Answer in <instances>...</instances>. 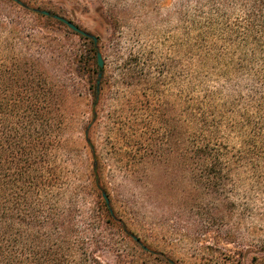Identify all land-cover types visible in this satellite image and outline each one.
I'll use <instances>...</instances> for the list:
<instances>
[{
    "label": "trees",
    "instance_id": "trees-1",
    "mask_svg": "<svg viewBox=\"0 0 264 264\" xmlns=\"http://www.w3.org/2000/svg\"><path fill=\"white\" fill-rule=\"evenodd\" d=\"M97 1L96 13L122 33L121 10L131 0ZM160 1L140 0L137 7ZM166 1L177 10L182 37L178 101L167 110L171 136L175 123L179 126L182 161L199 172L194 177L209 191L233 199L259 194L264 184V0ZM54 6V0H0V264H107L100 251L119 252L126 240L175 264L142 243L116 211L108 186L119 173L125 179L134 169L107 172L94 148L92 179L82 182L79 170L71 169L77 162L65 134L64 96L73 94L69 85L80 77L97 108L107 70L106 61L104 67L98 63L99 38L81 26L85 33H71L89 40L88 46L73 47L68 64L61 60V69L50 68L54 56L63 57L58 31L67 25L55 17L63 14ZM157 58V52L143 47L130 49L118 65V94L131 88L135 97L142 86L144 96H155L166 70ZM71 63L74 77L65 73ZM153 73L158 75L150 81ZM84 139L92 144L87 134ZM90 158L89 152L82 168ZM90 188L97 201L85 196Z\"/></svg>",
    "mask_w": 264,
    "mask_h": 264
},
{
    "label": "rangeland",
    "instance_id": "rangeland-1",
    "mask_svg": "<svg viewBox=\"0 0 264 264\" xmlns=\"http://www.w3.org/2000/svg\"><path fill=\"white\" fill-rule=\"evenodd\" d=\"M91 1L95 3L54 0V7L62 16L99 38L107 70L104 98L97 108L80 77L74 86L69 85L73 94L64 96L69 113L65 134L77 162V168L71 169L79 170L82 182L88 177L92 179L88 168L94 149L107 172L117 167L134 169L125 179L119 173L118 181L108 186L116 211L142 243L164 253L175 264H264V184L259 194L239 199L231 198L226 192L209 191L205 181L194 177L199 172L182 161L177 123L174 134L169 133L167 110L174 100L178 101L182 56L176 8L166 0H154L160 4L146 9L137 7L140 0L127 1L121 10L126 17L122 33H115L96 13L99 2ZM71 31L67 25L58 31L63 57L59 60L54 56L51 60L53 71L61 69L58 61L69 63L73 47L85 50L89 44V40ZM134 47L157 52L156 63L165 64L155 96H144L142 86L137 88L138 92L134 91L135 97L131 88L125 95L118 94V65ZM75 67L73 63L67 66V76L74 77ZM157 75L153 73L149 80L154 81ZM173 93L175 97H171ZM147 107L155 115L146 116ZM85 133L92 144L86 143ZM89 152L88 167L82 168L83 158ZM91 188L85 196L89 201H97ZM119 247V252L100 251L107 264H167L161 259L163 256L144 253L129 240L121 241Z\"/></svg>",
    "mask_w": 264,
    "mask_h": 264
},
{
    "label": "water",
    "instance_id": "water-1",
    "mask_svg": "<svg viewBox=\"0 0 264 264\" xmlns=\"http://www.w3.org/2000/svg\"><path fill=\"white\" fill-rule=\"evenodd\" d=\"M45 14H48L49 12L44 10L43 11ZM56 18H58L59 20L63 21L65 24L68 25L69 28L73 29L74 31H77V32H80V33H85L78 25H76L73 21H71L70 19L62 16V15H58L56 14L55 15ZM98 63L100 65V67H104V59H103V56L101 53L98 54ZM106 199L108 200V196L107 194L105 193L104 194Z\"/></svg>",
    "mask_w": 264,
    "mask_h": 264
}]
</instances>
